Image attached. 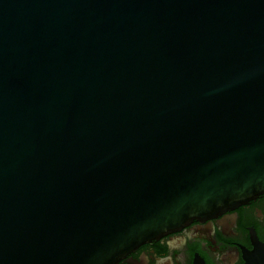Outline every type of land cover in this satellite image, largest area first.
Segmentation results:
<instances>
[{"label": "water", "instance_id": "obj_1", "mask_svg": "<svg viewBox=\"0 0 264 264\" xmlns=\"http://www.w3.org/2000/svg\"><path fill=\"white\" fill-rule=\"evenodd\" d=\"M263 194L264 0H0V264H116Z\"/></svg>", "mask_w": 264, "mask_h": 264}, {"label": "flooded vegetation", "instance_id": "obj_2", "mask_svg": "<svg viewBox=\"0 0 264 264\" xmlns=\"http://www.w3.org/2000/svg\"><path fill=\"white\" fill-rule=\"evenodd\" d=\"M264 246V194L142 244L116 264H245Z\"/></svg>", "mask_w": 264, "mask_h": 264}]
</instances>
